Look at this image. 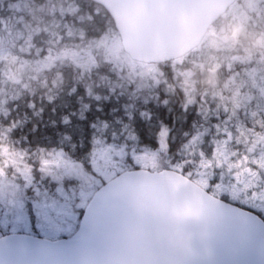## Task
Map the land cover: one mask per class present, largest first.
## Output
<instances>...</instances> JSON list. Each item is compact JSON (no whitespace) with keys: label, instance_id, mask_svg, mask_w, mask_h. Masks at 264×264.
<instances>
[{"label":"trees","instance_id":"trees-1","mask_svg":"<svg viewBox=\"0 0 264 264\" xmlns=\"http://www.w3.org/2000/svg\"><path fill=\"white\" fill-rule=\"evenodd\" d=\"M71 5L73 10L62 17V9ZM59 16L63 24L44 28L59 22ZM39 26L45 34L38 32ZM115 30L112 16L92 0H0V49L13 52L0 59V181L10 179L22 189L23 212L30 220L35 202L57 185L78 193L74 180L56 183L42 169L58 152L95 175L93 165L101 150L114 153L117 147L119 158L136 165L124 155L160 149L163 132L170 165H196L211 157L217 145L234 148L243 142L252 152L256 146L264 148V53L258 41L263 26L252 27L251 38L233 41L231 51L215 48L223 59L246 54V65L227 59L213 66L220 56L203 48L174 62L154 64L165 80L156 81L154 89L138 73L141 63L106 60L102 39ZM72 50L85 55L82 65L70 58ZM203 53L206 63L196 75L184 70L189 86L179 89L180 96L171 88V66H191ZM43 55L52 56L50 64L34 72L35 60ZM256 67L261 68V82L252 79Z\"/></svg>","mask_w":264,"mask_h":264},{"label":"water","instance_id":"water-1","mask_svg":"<svg viewBox=\"0 0 264 264\" xmlns=\"http://www.w3.org/2000/svg\"><path fill=\"white\" fill-rule=\"evenodd\" d=\"M94 1L133 60L161 63L198 46L235 0ZM0 264H264V221L176 170H125L93 194L76 236L6 234Z\"/></svg>","mask_w":264,"mask_h":264},{"label":"rangeland","instance_id":"rangeland-1","mask_svg":"<svg viewBox=\"0 0 264 264\" xmlns=\"http://www.w3.org/2000/svg\"><path fill=\"white\" fill-rule=\"evenodd\" d=\"M252 0H243L240 5L235 9L237 11L238 17L241 20L245 18V11L247 9L253 12V18H258L256 14L257 4L250 3ZM249 5L251 6L250 9ZM74 5L69 6L68 8L62 9V17H65L69 11L73 10ZM61 16L56 20L59 21ZM85 18L83 17V20ZM258 18L257 20H259ZM63 21V18H62ZM59 22H50L49 25H43L45 29L54 30L58 27ZM38 32L44 28L39 26ZM107 33V32H106ZM248 33V32H247ZM48 37L54 35L53 33H46ZM102 39V43L106 45L104 51L106 60H126L129 65H132L133 61L129 58L125 52L121 37L117 29L113 32H109ZM53 37V36H52ZM252 37V34L248 33V39ZM210 35L204 39L203 44L199 51L209 53L212 55L213 51L217 54L216 47L223 48L225 51H231L232 45L229 42H224L220 38H214ZM245 39V38H244ZM43 41V39H41ZM205 45V47H204ZM44 48V47H42ZM216 48V49H215ZM45 49V48H44ZM48 49V48H46ZM68 55L77 65H82L85 61V55H76L73 53V50L70 51ZM198 58H194L191 62V66L182 67V65H172L170 69V78L172 79L173 89H184L189 86L187 83L189 80L185 77L184 70L187 75H196V72L202 65H205L206 61L203 59L204 54ZM13 52L11 49L3 48L0 49V59H6L11 56ZM196 54V53H195ZM218 57L215 61H212L213 66H218L220 63H225V60L229 58H224L221 54H217ZM52 56L43 55V57L35 60L36 69H33L34 72L39 69V67L46 68L51 62ZM260 61V60H259ZM184 65V64H183ZM138 73L146 76V79L149 83V88L154 89L152 86L155 85L156 81L162 82L164 79L160 78L158 70L156 67L151 65L139 66L137 69ZM160 75H163L160 73ZM262 71L261 68H254L252 70V79L261 82L262 80ZM179 90V91H180ZM167 133H162V146L160 149H145L140 153H129V155H124L129 157L130 161L136 165H128L126 163V157H120L118 153L119 149L117 147L112 148L114 153L111 152L109 148L100 151L99 155L96 156L95 165H93L95 175L88 173L82 168L81 165L73 161L72 159L64 156V154L57 153L55 156L51 157L46 161L45 165L42 167L43 171L48 172L50 176L53 177V181L59 182V180L64 178L74 180L79 186L78 193H73L72 187L66 188L62 186L56 187L55 191L52 194L43 193L39 200L35 202L33 206V217L30 220L29 217L23 212L22 201L23 191L16 184V182L10 179H2L0 181V236L7 232H16V233H27L32 235L41 236L49 239H57L62 237L74 236L79 233L82 226V217L87 208L89 201L93 194L98 190V188L115 176L117 173L122 172L126 169L135 168H146L149 170H161L163 168H181V164L170 165L168 163V158L166 156L167 144L165 145V137ZM189 147L186 146L184 151L185 155L188 156ZM170 158V157H169ZM167 164V165H165ZM211 166V165H209ZM216 166V165H214ZM204 165H198L195 170L204 173ZM45 172V173H46ZM206 175V174H205ZM238 187L242 189L243 192L250 190V185L246 186V180L242 186H239L241 180H238Z\"/></svg>","mask_w":264,"mask_h":264},{"label":"flooded vegetation","instance_id":"flooded-vegetation-1","mask_svg":"<svg viewBox=\"0 0 264 264\" xmlns=\"http://www.w3.org/2000/svg\"><path fill=\"white\" fill-rule=\"evenodd\" d=\"M242 1L243 0L236 1V3L211 26L208 31L211 36L220 38L224 42L230 41L231 44L233 41H237V44L244 38L246 40V37L248 38V33L252 34V27L256 28L263 26L264 29V0H252L250 2L257 4L256 14L257 17L260 18V23L257 22L256 19L250 18V14L253 12L249 11L248 13L247 9L244 13V20L238 17L235 9ZM250 7L249 5L248 9H250ZM253 24L254 26H252ZM258 41L260 44L259 47H262V52L264 53V30ZM242 58H245V60H242ZM229 59L232 64H235L237 61H242L246 65V54L232 53L229 55ZM242 84L246 90V82ZM177 94L181 96L180 91H178ZM186 101L189 102V106L192 104L188 98ZM231 135H233V133ZM260 139H264V137ZM242 149H245V152H242ZM246 149L249 151L250 147L246 148V143L243 142H241L239 147L234 148H224L217 145L213 148V155L211 157H202L201 161L196 163V165H182L181 170L190 178H193L208 192L225 201L254 212L264 220V148L260 149L256 146L253 152L249 151L248 155H246ZM223 151H225V153H223ZM198 165H204V173L195 170ZM238 180H241L239 186H242L246 180V186L250 185L251 189L243 192L242 189L238 187Z\"/></svg>","mask_w":264,"mask_h":264}]
</instances>
